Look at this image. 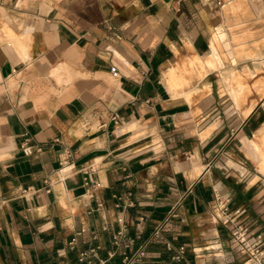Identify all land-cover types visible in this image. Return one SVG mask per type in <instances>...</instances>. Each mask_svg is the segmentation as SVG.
I'll list each match as a JSON object with an SVG mask.
<instances>
[{
  "label": "crops",
  "instance_id": "crops-1",
  "mask_svg": "<svg viewBox=\"0 0 264 264\" xmlns=\"http://www.w3.org/2000/svg\"><path fill=\"white\" fill-rule=\"evenodd\" d=\"M223 4L0 0V264H120L143 243L145 264H247L217 195L264 261V94L229 118L213 82L198 95L228 57Z\"/></svg>",
  "mask_w": 264,
  "mask_h": 264
},
{
  "label": "rangeland",
  "instance_id": "rangeland-1",
  "mask_svg": "<svg viewBox=\"0 0 264 264\" xmlns=\"http://www.w3.org/2000/svg\"><path fill=\"white\" fill-rule=\"evenodd\" d=\"M221 1L224 3V6L226 5L225 8L220 9L223 26H217L213 35L215 46H212V48L214 47L213 49L215 50H228L229 53H227L228 57L221 54L223 56L221 58L223 66L216 69L213 73L210 72V77L205 80L202 79L208 73L203 71L204 76L200 79L198 78L200 83L198 95L205 97V95L211 93V88L208 89L207 85L213 82L215 85L214 93L216 96L221 97V102L216 106L215 115L229 118L235 109L246 106L243 103L246 100H251L243 109L244 113L245 109L255 103L256 100L253 99L257 98V93L261 97L264 90V87H260L261 83L259 79L260 77L264 79V0ZM255 6H257V9ZM220 31L223 32L222 38L218 37ZM259 37L262 40H256ZM254 51L262 54V64L258 63L259 71L257 73L251 72L254 71L255 62L246 63L255 59L251 55ZM246 68L250 71L245 70ZM230 71L232 73L224 79L228 85L227 90L224 87L223 77L224 72L228 74ZM235 97H240L237 103L235 102Z\"/></svg>",
  "mask_w": 264,
  "mask_h": 264
},
{
  "label": "built area",
  "instance_id": "built-area-1",
  "mask_svg": "<svg viewBox=\"0 0 264 264\" xmlns=\"http://www.w3.org/2000/svg\"><path fill=\"white\" fill-rule=\"evenodd\" d=\"M22 151L25 155H31L34 153L33 148L28 144L26 139L22 146ZM39 151V150H37ZM100 187L99 184H94L93 189ZM218 205L215 208L214 214H217L219 220L222 224H233V231L231 235V244L238 248L239 252L246 256L247 264H264L262 258V249L260 248L259 242H249L251 234L249 230L241 223L238 219L239 211L230 212L227 205L221 200L220 196H216ZM162 226L158 227L155 232L151 235L150 239H158L161 237ZM125 237V229H121L113 237V244L117 247L121 245L122 239ZM139 239V237L137 238ZM135 244L134 240H131L130 245L126 246L130 248ZM168 251L175 252L172 260L175 262H180L184 258L185 251L183 248H175L172 244L168 243L166 245ZM95 255V251L93 253ZM115 256V253L109 255V259H112ZM147 256L146 244H140L132 252L124 251L121 254L120 264H145V259ZM88 253L82 252L79 256V261L81 264H109L107 261H99L98 263H92L87 260Z\"/></svg>",
  "mask_w": 264,
  "mask_h": 264
},
{
  "label": "bare ground",
  "instance_id": "bare-ground-1",
  "mask_svg": "<svg viewBox=\"0 0 264 264\" xmlns=\"http://www.w3.org/2000/svg\"><path fill=\"white\" fill-rule=\"evenodd\" d=\"M224 31V30H223ZM225 32V31H224ZM223 32L222 31H220L219 32V38L221 37H223V34H222ZM213 46H215V43L213 42V44H212ZM204 64H205V66H207V67H210V68H215L216 67V61H215V59L214 58H212V57H210V58H208L207 60H205V62H204ZM263 94H264V90H263ZM262 94V95H263ZM240 97H235L234 99H235V102L237 103L238 102V99H239ZM254 104L255 103H253L250 107H248L245 111H244V116H247L249 113H250V111H251V109L254 107Z\"/></svg>",
  "mask_w": 264,
  "mask_h": 264
}]
</instances>
